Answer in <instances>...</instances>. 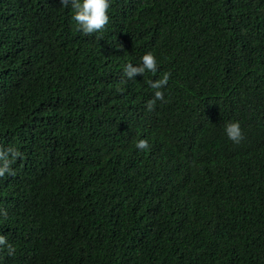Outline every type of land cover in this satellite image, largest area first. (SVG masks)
Instances as JSON below:
<instances>
[{
    "label": "trees",
    "instance_id": "trees-1",
    "mask_svg": "<svg viewBox=\"0 0 264 264\" xmlns=\"http://www.w3.org/2000/svg\"><path fill=\"white\" fill-rule=\"evenodd\" d=\"M109 3L0 0V264H264V0Z\"/></svg>",
    "mask_w": 264,
    "mask_h": 264
},
{
    "label": "clouds",
    "instance_id": "clouds-1",
    "mask_svg": "<svg viewBox=\"0 0 264 264\" xmlns=\"http://www.w3.org/2000/svg\"><path fill=\"white\" fill-rule=\"evenodd\" d=\"M61 5L68 7L69 5L74 10L73 19L85 35L103 31L109 23L108 9L110 7L109 0H61ZM153 74L158 71V64L155 55L152 52H146L141 57V63L133 65L128 63L124 68V75L128 79H133L137 74L143 75L145 72ZM170 73H164L160 79L149 80L147 83L150 88L155 90L152 99L147 101V109L154 110L157 101L166 102L164 92L161 90L167 86L170 79ZM120 91H123L120 89ZM225 133L227 137L236 144H239L244 135L238 121L228 122L225 125ZM137 149L144 151L150 148L147 139H140L136 144ZM17 158H23V154L15 148L9 147L8 149L0 148V177L5 174L15 175L11 165ZM6 214V213H5ZM0 246H6L9 254H14L15 248L8 244L4 235H0Z\"/></svg>",
    "mask_w": 264,
    "mask_h": 264
}]
</instances>
